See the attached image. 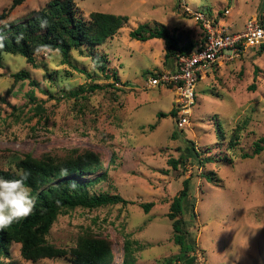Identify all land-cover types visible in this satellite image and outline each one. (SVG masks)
I'll return each instance as SVG.
<instances>
[{
	"label": "rangeland",
	"instance_id": "obj_1",
	"mask_svg": "<svg viewBox=\"0 0 264 264\" xmlns=\"http://www.w3.org/2000/svg\"><path fill=\"white\" fill-rule=\"evenodd\" d=\"M13 1L0 0V24L25 21L51 0H23L11 9ZM75 9L84 20L97 11L127 17L119 33L98 50L108 74L116 73L118 82L106 79L77 51L66 62L57 52L35 53L36 66L5 54L0 68V172H16V163L26 155L63 158L74 150H90L103 161L90 180L107 172L92 191L117 195L131 204L60 216L48 242L69 249L82 233L92 232L111 242L113 264L122 263L125 240L137 243L134 264H178L171 261L179 249L167 214L182 182L191 176L195 218L184 213L183 219L196 243L194 263L264 264V151L242 157L264 138V51L248 49L239 59L209 71L196 85L188 125L178 129L171 116H157L176 108L175 92L147 84L151 74L175 71V61L166 62L162 40L139 42L129 35L144 24L148 29L188 32L199 41L201 15L216 19V28L242 32L249 21H264L263 1L75 0ZM21 70L29 73L28 80L12 77ZM91 82L102 90L87 94L85 101L63 96ZM112 83L113 88L104 87ZM235 130L239 140L231 150L228 143ZM189 142L200 160H215L203 167L187 162L173 169L168 161L179 159ZM143 204H152L147 214L140 208ZM10 261L68 264L25 261L17 244L10 247Z\"/></svg>",
	"mask_w": 264,
	"mask_h": 264
},
{
	"label": "trees",
	"instance_id": "obj_2",
	"mask_svg": "<svg viewBox=\"0 0 264 264\" xmlns=\"http://www.w3.org/2000/svg\"><path fill=\"white\" fill-rule=\"evenodd\" d=\"M22 1L14 0L11 9L20 5ZM262 1L264 3V0ZM88 17V20H84L77 16L75 0H51L43 9L25 21L0 24V36L4 37V47L0 48V68H2L5 54L18 56L28 64L36 66L34 50L38 45L45 44L52 46V50L48 52L60 53L65 62L68 61L70 53L77 51L79 54H85L95 70L104 75L106 79L111 78L114 83L118 82L116 73L108 74L106 59L98 50L105 42L119 33L128 19L125 16L99 11L91 12ZM45 19L48 21V26L42 29L40 21ZM199 23L201 27V22L199 21ZM213 24H216V19L213 20ZM260 25L264 26V21ZM129 35L131 39L139 42L153 39L162 40L165 45V60L166 62L174 60L176 68L179 56H188L195 49H202L205 40L204 33L201 34L200 40L196 41L189 37L188 32H169L164 27L148 29L144 24L139 25ZM251 49H259L258 54H261L264 51V43ZM72 68L74 71L86 75L90 80L93 79L86 71L79 70L75 66ZM155 75L151 74L150 77ZM12 77L17 81H24L29 79V73L21 70L13 74ZM30 84L39 86L36 81H30ZM107 86L113 88L114 84L104 87ZM168 88L172 91L175 90L173 86ZM100 90H102L100 85L91 82L88 85H80L71 89L63 96L77 102L85 101L87 94ZM41 91L45 95L49 93ZM179 115L180 111L177 108H173L168 114L162 112L157 114L159 119L171 116L175 121ZM222 135L224 136V132H221ZM238 137V131H233L228 143L231 150H234L238 145ZM189 144L185 148V153L177 160H169L168 165L176 169L181 164L196 162L198 166L203 167L204 163L215 160L212 157L200 160V155L193 143L189 142ZM263 151L264 138H260L253 144L252 153L250 155L243 154L242 157L251 158ZM102 164L103 161L98 153L90 150L83 152L74 150L63 158L53 157L49 154L40 158L26 155L16 163V172H0V177L12 179L18 177L21 170L29 171L31 175L26 181V185L32 189V195L36 198V208L32 215L19 222H14L7 228L0 229V264H14L10 261V247L13 244L19 245L20 256L25 261L32 263L42 260H64L68 264H113L115 256L111 242L92 232L82 233L78 236L74 247L69 249L55 247L47 240L52 226L60 216L78 209L90 212L107 206L131 204L120 196H110L107 193L92 191L93 187L107 176L105 171L90 180L95 172L101 170ZM62 169L67 170V175H61ZM210 175L212 176V174L207 175V179L212 181ZM73 182H75V188L71 187ZM151 207L152 204L140 205L145 214ZM194 208L195 198L192 196V177L190 176L182 182V189L178 195L173 197L167 214V218L171 222L173 243L179 249L178 256L172 258V262L195 264L196 243L183 219L184 213H187L190 219H194ZM135 244L137 243L129 240L124 241L121 264H134L135 259L132 257L135 252L133 247Z\"/></svg>",
	"mask_w": 264,
	"mask_h": 264
},
{
	"label": "built area",
	"instance_id": "obj_3",
	"mask_svg": "<svg viewBox=\"0 0 264 264\" xmlns=\"http://www.w3.org/2000/svg\"><path fill=\"white\" fill-rule=\"evenodd\" d=\"M198 18L205 35L203 48L195 49L188 56H179L174 72L157 74L147 81L149 88H175L176 108L180 111L176 120L178 129L188 125V116L195 105L197 83L217 64L239 59L248 49L257 48L264 43V26L254 21H249L242 32H230L216 28L212 21L202 15Z\"/></svg>",
	"mask_w": 264,
	"mask_h": 264
},
{
	"label": "clouds",
	"instance_id": "obj_4",
	"mask_svg": "<svg viewBox=\"0 0 264 264\" xmlns=\"http://www.w3.org/2000/svg\"><path fill=\"white\" fill-rule=\"evenodd\" d=\"M48 26V21L41 20L42 29ZM4 37L0 36V48L4 47ZM51 45L41 44L35 48V53L51 51ZM57 51H59L57 49ZM31 173L21 170L18 177L6 179L0 177V229L11 226L32 215L36 208V198L32 195V189L26 185ZM61 175H67V170L62 169ZM71 187L75 188V182Z\"/></svg>",
	"mask_w": 264,
	"mask_h": 264
}]
</instances>
